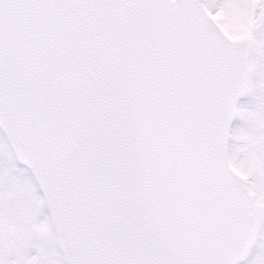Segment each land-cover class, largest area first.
Segmentation results:
<instances>
[{
  "label": "snow or ice",
  "instance_id": "6c2138e0",
  "mask_svg": "<svg viewBox=\"0 0 264 264\" xmlns=\"http://www.w3.org/2000/svg\"><path fill=\"white\" fill-rule=\"evenodd\" d=\"M0 264H264V0H0Z\"/></svg>",
  "mask_w": 264,
  "mask_h": 264
}]
</instances>
